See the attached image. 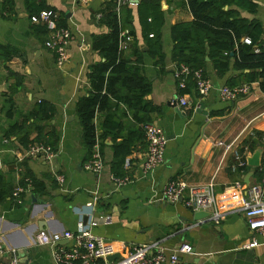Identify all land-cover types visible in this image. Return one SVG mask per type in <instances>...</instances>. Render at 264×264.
Segmentation results:
<instances>
[{
  "label": "crops",
  "instance_id": "crops-1",
  "mask_svg": "<svg viewBox=\"0 0 264 264\" xmlns=\"http://www.w3.org/2000/svg\"><path fill=\"white\" fill-rule=\"evenodd\" d=\"M13 1V14H8L4 1H0V46L18 53L6 60L0 51V173L13 189L11 197L0 205V243L5 251L1 263H9V250H16L19 264H59L55 252L72 248L74 242L63 240L58 245L42 246L36 242L37 235L42 231L77 233L97 218L101 224L91 231L116 247L115 261L127 256L135 246L154 244L149 257L163 253V264H171L169 257L174 254H179L184 264H264V246L244 248L254 235L242 214H228L217 224L210 212L209 218L196 221V212L183 202L168 203L162 198L167 184L182 179L191 188L212 186L217 203L223 208L226 200L237 196L238 184L254 185L264 178V92L260 82L250 83V93L235 102L224 101L221 89L248 84L245 74L249 71L236 70L232 61L229 70L219 76L207 60L202 70L212 83L210 93L200 98L193 78L187 83L191 93H181L175 76L179 66L173 61L172 28L194 20L186 0H129L118 11L116 7L124 31L134 33L131 44L138 41L143 52V74L152 83L147 99L162 109L161 115L154 114L152 124L164 132L168 142L163 163L148 172L146 143L137 142L127 157L131 158L130 169H118L114 165V141L108 138L101 149V173L86 167L90 161L86 160L76 105L89 92V66L101 60L92 50V38L106 32L98 17L111 0H46L58 16V26L64 25L70 32V58L62 66L58 65L55 50L45 45L51 33L32 23L25 0ZM248 1L251 10H243V17L264 28V0ZM158 5L164 19L160 28L163 68L155 64L143 40V27L152 21L150 13ZM131 44L122 52L135 62L138 56L130 49ZM83 46H89L90 51L84 54ZM181 97L187 99L188 106L171 105ZM201 104L206 115L197 113ZM39 105L54 111L53 119L40 125L42 140L36 141L38 133L33 125L28 143H23L21 134L9 136V127ZM120 117L127 127L122 136L130 129L138 130L128 117ZM103 120L104 116L98 113L96 127ZM248 141L254 149L245 145ZM220 142L232 148L228 151ZM35 144L50 146L56 157L49 162L29 156V149ZM259 149L260 171L248 162ZM238 155L247 162L245 167H238ZM58 176L64 181H58ZM124 178L130 180L124 186L114 181ZM18 188L24 192L15 196ZM256 239L262 242L261 237ZM185 244L192 247L191 254L179 253Z\"/></svg>",
  "mask_w": 264,
  "mask_h": 264
},
{
  "label": "trees",
  "instance_id": "trees-1",
  "mask_svg": "<svg viewBox=\"0 0 264 264\" xmlns=\"http://www.w3.org/2000/svg\"><path fill=\"white\" fill-rule=\"evenodd\" d=\"M186 2L194 20L190 23L177 24L172 28L173 61L178 66H188L194 72L204 70L209 59L219 76L229 70L233 61L236 70L249 71L245 74L246 82L250 84L259 81L260 89L264 92V28L257 21H250L242 15L243 10H251L250 2L248 0H186ZM4 4L8 14L15 12L16 5L13 0H6ZM116 7L117 0H111L101 12L99 25L106 29V32L92 38V50L99 54L101 60L89 66L87 79L90 89L88 94L78 101L76 114L83 129L86 160H92L94 147L98 141L103 149L105 141L111 138L114 141V165L121 169L126 158L132 154L136 143H146L144 127L152 124L154 114L161 115L162 109L147 99L152 92V83L143 74L141 60L143 52L138 41L130 47L133 54L138 56L135 62L126 58L120 49V36L124 28ZM25 8L30 18L51 9L46 0H25ZM156 11L159 14L155 15ZM150 16L152 21L143 27V40L149 47L155 64L163 68L165 57L160 28L164 19L160 5L152 10ZM44 28L45 26L41 30L46 29ZM129 32L134 36L132 31ZM246 39L251 41L250 45L245 43ZM0 51L6 60L18 55L10 47L0 46ZM190 87L182 89V95H189ZM9 103L10 108H13V102ZM192 111L193 108L189 114ZM98 113L104 116V120L96 127L95 118ZM120 115L128 117L138 130L130 129L126 136H122L127 127L121 122ZM21 117L19 122L9 127L8 135L21 134L23 143H28L31 135L30 125H33L38 133L36 141H41L43 127L40 125L51 121L54 111L46 105H39ZM119 138L122 139L121 142H117ZM56 143L55 140L53 146ZM245 145H251L252 149L255 147L249 141L245 142ZM261 168L264 170V161ZM261 168L256 170L260 171ZM12 190L0 173V205L11 197Z\"/></svg>",
  "mask_w": 264,
  "mask_h": 264
},
{
  "label": "built area",
  "instance_id": "built-area-1",
  "mask_svg": "<svg viewBox=\"0 0 264 264\" xmlns=\"http://www.w3.org/2000/svg\"><path fill=\"white\" fill-rule=\"evenodd\" d=\"M5 1V0H0ZM87 3L89 0H83ZM129 0H117V11L120 7L128 3ZM99 19L101 16L98 17ZM32 23L45 26V28L51 33L50 39L46 42V47L55 50L58 56V65L62 66L69 58V44H70V32L66 28H60L57 24L58 16L51 10H44L40 14L32 16ZM120 49L125 50L129 44L132 43L133 37L130 32H121ZM245 43L250 45L249 39L245 40ZM176 79L179 82V88L185 89L187 83L192 78L196 83V91L200 98L207 96L211 89L212 83L204 77V71L197 70L192 72L187 66H179L175 72ZM250 93V85L244 84L239 87L230 88L224 86L220 91L221 99L228 102H235L239 97L245 96ZM178 103L186 107L189 102L185 97H181ZM145 137L148 148L147 160L145 163L146 170L153 171L156 167L164 161V153L167 145V137L164 132L154 124L146 125ZM264 141V140H263ZM220 146H224L226 150H230L232 145H225L224 143H218ZM29 156L34 158H43L46 161L51 162L56 153L54 150L46 144H35L29 149ZM238 167H245L247 162L237 156ZM126 169H130L132 166L131 158H127L124 164ZM87 169L95 173H101L104 169V161L101 153V147L97 142L94 147L93 158L87 164ZM57 180L64 181L62 176H58ZM118 186H124L129 183V178L115 179ZM238 194L232 199L226 200L223 208H220L214 190L212 186L208 188H191L184 180H175L167 184L163 190V200L168 203L183 202L184 206L194 212H212L211 219L217 224L220 223L222 218L228 214H242L246 221L250 232L254 235L252 241L245 245L246 249H253L259 246H264V178L260 183L254 185H237ZM22 188H18L14 193L18 196L23 193ZM101 224V219L92 218L90 226L85 227L77 233L65 232L63 234L42 231L37 235L36 242L39 245L47 246L59 244L63 240L72 241L74 245L72 248L64 250L61 249L55 252V257L59 264H163L166 262V258L163 253H158L153 257H149L156 245H141L132 248L128 255L120 257L117 261L110 262L109 258L118 253L116 247L105 241L101 237L95 236L91 228ZM256 236L262 238V242L256 239ZM127 250V247H123ZM4 247L0 243V259L4 253ZM192 247L189 244L183 245L179 253L191 254ZM11 260L9 263L4 264H19V259L16 255V250H9ZM171 264H184L179 254H174L169 257ZM0 264L1 261H0Z\"/></svg>",
  "mask_w": 264,
  "mask_h": 264
},
{
  "label": "water",
  "instance_id": "water-1",
  "mask_svg": "<svg viewBox=\"0 0 264 264\" xmlns=\"http://www.w3.org/2000/svg\"><path fill=\"white\" fill-rule=\"evenodd\" d=\"M89 49H90L89 46H83L82 51H83V53L85 54V53H87V52L90 51ZM207 60L209 61V59H207ZM171 105L174 106V107H177V105H178V101H177V100L174 101ZM204 109H205L204 105L201 104L200 107L197 109V113L205 114V115H206V113H204ZM261 159H262V150L259 149V150H258V151H257V152H256V153H255V154H254V155L248 160L249 165H250L251 167L258 168V167L261 166ZM209 217H210V213H209V212L200 211V212H196V213L194 214V219H195L196 221L203 220V219H207V218H209ZM57 245H58V244H57ZM117 258H118V255H114V256H112V257L109 258V261L112 263V262H114Z\"/></svg>",
  "mask_w": 264,
  "mask_h": 264
}]
</instances>
